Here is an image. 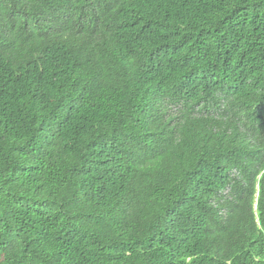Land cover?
<instances>
[{
  "label": "trees",
  "instance_id": "1",
  "mask_svg": "<svg viewBox=\"0 0 264 264\" xmlns=\"http://www.w3.org/2000/svg\"><path fill=\"white\" fill-rule=\"evenodd\" d=\"M0 264H264V0H0Z\"/></svg>",
  "mask_w": 264,
  "mask_h": 264
}]
</instances>
